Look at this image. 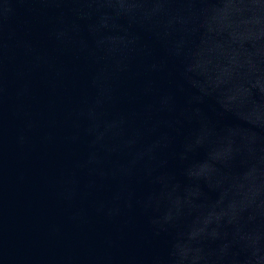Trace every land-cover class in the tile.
Returning a JSON list of instances; mask_svg holds the SVG:
<instances>
[{
  "label": "water",
  "instance_id": "95a60500",
  "mask_svg": "<svg viewBox=\"0 0 264 264\" xmlns=\"http://www.w3.org/2000/svg\"><path fill=\"white\" fill-rule=\"evenodd\" d=\"M0 264H264V0H0Z\"/></svg>",
  "mask_w": 264,
  "mask_h": 264
}]
</instances>
